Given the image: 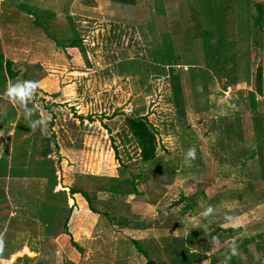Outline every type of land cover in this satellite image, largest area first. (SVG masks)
I'll return each mask as SVG.
<instances>
[{
  "label": "rangeland",
  "instance_id": "1",
  "mask_svg": "<svg viewBox=\"0 0 264 264\" xmlns=\"http://www.w3.org/2000/svg\"><path fill=\"white\" fill-rule=\"evenodd\" d=\"M249 2L252 15L256 14L255 4L263 5L264 20V0ZM217 3L221 8L215 11L214 0L199 1L198 8L183 1V20L176 24L169 13L163 22L158 21L155 33L153 0H0V53L13 64L19 77L9 84L38 81L40 87L28 103L33 109L32 119L51 116L46 130L34 129L31 143L27 142L28 163L52 160L75 163L82 169H86L84 163H90L93 171L116 177L120 162L140 160V147L129 124V120L139 119L154 137L156 162H175L178 168L171 185L160 183L162 194L155 205H149L157 193L152 182L141 180L146 177L142 170L149 163L130 168L129 174L142 176L136 185L143 196L131 195L127 199L130 211L120 216L110 212L107 219L101 218L99 229L104 239H116L117 249L114 252L105 244L87 247L79 264H146L148 259L172 264L165 246L176 245L174 240L186 239L193 231L207 238L217 227L232 228L237 233L193 264H264V30L249 23L243 0ZM192 8L199 11L203 28L233 29L235 83H228L224 75L218 79L214 70H192L193 75L187 67L163 68L148 62L140 29L145 31L144 26L153 22L154 35L148 40L153 38L156 58L167 54L173 58L174 54L180 65L201 62V67L209 68L206 48L189 41L197 23ZM166 9L174 11L175 5ZM169 34L178 39L174 47L180 53L175 54ZM71 40L79 42L78 46H61ZM166 41L173 52L164 47ZM232 65L227 63L224 72ZM258 66L262 67L260 94L251 86ZM248 93L255 96L254 106L247 100ZM14 104L22 113L23 107L21 110ZM73 113L90 116L92 121H80ZM113 114L117 116L110 120L116 125L110 129L106 123ZM129 134L134 139L128 140ZM224 135H231L227 144ZM193 136L197 141L194 146L188 143ZM189 148L196 149V159L187 163ZM20 149L24 150L21 142L13 147ZM251 157L253 193L246 178L252 175L248 173ZM228 165L235 167L230 173ZM69 185L74 186L61 183L63 188ZM28 194L25 211H19L23 217L16 213L13 226L2 238L0 264H65L63 253L42 241V225L27 224L36 218L40 203H52L51 195L47 190L41 199L36 193ZM220 196L226 199L219 200ZM108 199V195L97 194L94 206L104 211L106 207L99 202ZM209 205L213 213L202 215ZM68 210L66 206L63 220ZM30 228L34 230L30 232ZM241 243L245 245L239 247ZM232 244L237 245V254L220 259Z\"/></svg>",
  "mask_w": 264,
  "mask_h": 264
},
{
  "label": "trees",
  "instance_id": "2",
  "mask_svg": "<svg viewBox=\"0 0 264 264\" xmlns=\"http://www.w3.org/2000/svg\"><path fill=\"white\" fill-rule=\"evenodd\" d=\"M199 1H210V0H188V3L192 5L193 7L198 8V2ZM215 1V11H218V9L221 8V4H218L217 1L220 0H214ZM244 4H247L246 11L249 23L253 22V24L259 29V31L264 30V24H263V5L260 3H257L254 5L256 7V14L252 15L250 13L251 3L249 0H243ZM250 3V4H249ZM197 8H192L194 13H196L197 17H195L194 21L195 23V30L196 33L192 34V37H189V41L194 44V46L198 45V47L201 45L206 48V53L204 54L206 59H210L211 63L208 61L207 64H209V68L215 73V75L220 79L221 75H224L228 77V83L230 84L235 83V75H233L235 72L233 71V66H235L234 59L236 58V53H234L233 44L232 41L233 37V29L232 28H218L216 31L213 30V27L209 26L208 29H204L202 25V20L200 17L199 11H196ZM193 16V15H192ZM193 18V17H192ZM152 25H146L144 26L145 31L141 28V38H143L144 47L146 49V56L148 62L153 66L158 67H175L178 66V62L174 60V54H172L173 58L170 55L161 56L156 58L154 56V53L156 52L154 46V42L151 40H148V36H153V27L154 24L151 22ZM250 26V24H249ZM202 28V29H201ZM147 30V31H146ZM230 34H228V31H230ZM250 31V27H249ZM245 37L247 38L248 32ZM234 32V31H233ZM148 33V34H147ZM166 46H164L167 50H170L173 52L172 47L170 46L169 42L166 41ZM68 44L70 47H76L78 46L79 42L71 40L69 42L61 43L62 45ZM63 45V46H64ZM198 49V48H197ZM200 49V48H199ZM162 50V47L160 48ZM200 52H195V55H197ZM248 55V54H247ZM213 63V64H212ZM232 63L233 65L228 68V71L224 70L226 69V64ZM196 65V64H195ZM194 65V66H195ZM211 65H214L215 68H211ZM13 64L10 61H7L4 59L2 54L0 53V83L5 80H18V73L15 72L12 69ZM248 66V65H247ZM249 67V66H248ZM247 67V75L249 73V68ZM231 80V81H230ZM247 83H249V79L247 77ZM227 83V85H229ZM254 86V89L256 91V94H260L261 92V86H262V67L258 66L254 78V82L251 83V86ZM225 85V86H227ZM233 88H235L236 85H231ZM249 96H246L247 100H249L251 103H255V96L253 93H248ZM242 97V96H241ZM243 102V101H242ZM244 103H247V101H244ZM73 116L77 118L80 121H92L91 117L89 116H83V115H76V113H73ZM116 114H113L108 120L116 117ZM130 128L132 130L133 135L137 139V143L140 147V160L136 162H120L119 163V170L117 171L116 177H110V176H89V175H76L75 177V184L74 187L68 188L67 192L65 193H58L55 194L54 189L57 186L55 181V169L53 167V161H45V163H51L50 168V175L51 177H48V183H47V193L51 195L52 203H54V206H50L49 200L48 202H45L41 206V212L39 220L41 221V224L45 228L47 232L58 231V233H53L55 237H57L61 233H65L70 237V244L73 248H75L80 254L83 253V250L73 241L72 236L69 234L67 230V223H68V217L63 220L62 215H64L63 212H65L64 207H68V214L73 209L72 207L68 206V200L72 199L73 196L76 194H79L87 203L89 210L93 213L98 215L100 218H108V214L110 212L114 213H122L125 211H130V206L127 202V199L131 197V195H134L136 197H142L143 192L138 191L136 182L142 178L140 173H137V176H133L128 173L130 168L136 166L137 164L144 163L149 165L142 170V172L145 174V178L143 177V182L153 184V190H155V199L152 200V202L149 203V205L157 204V200L161 196V192L159 193V187L164 184L165 186L171 185L173 183L174 179L176 178V172L178 170L177 166L175 165V162H159L157 163V157H155V147L153 144V135L149 132L147 129L145 122H142L139 119H132L129 120ZM106 128V127H105ZM161 161V160H160ZM1 163H5L4 161ZM163 182L162 184H160ZM145 183V184H146ZM161 190V189H160ZM93 193V196L91 197V194ZM97 194H104L108 195L109 199L105 200L104 202H99L103 206L106 207V210H100L94 206V200H96ZM53 195V196H52ZM57 197H60L57 199ZM61 201V205H60ZM98 202V200H97ZM63 204V205H62ZM66 205V206H65ZM178 205V204H176ZM174 205V206H176ZM110 206V207H108ZM112 208V209H111ZM112 210V211H111ZM62 211V212H61ZM62 217V218H61ZM237 233L232 228H225L222 229L221 227H217L212 233H210L209 237H201V235L198 234V232H191L186 239H177L174 240L176 242V245L174 246H165L164 251L167 253V256L170 258L172 264H193L195 262H198L205 258L206 252H211L215 249H219L223 246L224 240L227 238H230L232 235ZM213 238H217L219 243H215ZM137 247L138 244L134 243ZM185 245H189V248H186ZM245 243H241L239 247L244 246ZM139 252H141L145 257H147V253L143 252V250L138 247ZM228 255H230V251H227L223 253L222 256H220V259L226 258ZM216 262L212 261L211 264H215ZM65 264H72L69 262H66ZM146 264H157L155 261L148 259Z\"/></svg>",
  "mask_w": 264,
  "mask_h": 264
},
{
  "label": "crops",
  "instance_id": "3",
  "mask_svg": "<svg viewBox=\"0 0 264 264\" xmlns=\"http://www.w3.org/2000/svg\"><path fill=\"white\" fill-rule=\"evenodd\" d=\"M183 1L188 0H153V7L155 10L154 18L157 19V22H155V33L157 32L156 24L158 23V21L160 23L163 22L162 18H166L169 13L173 14V18L175 20L174 22H176V24L179 21L183 20V12H181L180 10V5L183 3ZM171 5H175V10L173 11L172 9V11L169 12L166 8L167 6ZM90 13L98 16L97 13H93L92 11H90ZM48 18H50V16H48ZM169 36L171 43L173 44L175 54L180 53V51L174 47L178 39H176V37L171 36L170 34ZM198 54L200 55L201 53ZM200 64L202 63L200 62L196 65L194 64L195 66L179 64L178 66H175V68L180 69L181 67H187V71L188 68H190L188 72L193 75L194 73H191L192 70V72L198 71L197 69L205 71L207 70V73H210L212 71L210 68L205 69L204 67H201ZM206 78H208L207 75ZM8 85H10L9 80H5L0 83V239H2L4 237V234L7 233L11 226H13V223L15 222L14 216L16 215V213L17 217L21 215L20 212L24 210L23 207L27 203L26 198L29 197L28 193H36L41 199V195L47 189L48 177H51V163H28V155H26L27 153L25 151L28 152L26 148L28 146L27 142L31 143V140L34 137V130L30 128V123L27 119L24 118L23 112L21 113L20 110H18V108L15 106V104L11 102L9 98L5 95V89ZM17 106L22 110V105L17 104ZM106 124L110 129H112V126L116 125L115 120H109ZM19 130H21L22 132H19ZM118 132L119 130L114 131L113 134H116ZM125 134L127 135L128 133L125 132ZM224 134L227 135V133ZM226 135L223 136V141L227 144L229 143V141H231V135H228L229 138ZM234 137L237 138L236 136ZM131 138L134 139V137L129 134L128 140H131ZM194 138L195 137L193 136V139L188 140V143L193 144V146L197 142ZM19 142H21L22 146L24 147V150L20 149L21 152L19 150H13V147H19ZM201 142H203L202 138ZM136 146H138L137 143ZM23 151L25 152V155ZM138 151V158H140V149H138ZM249 160L250 165L248 166V173L252 175L246 178H248L249 182L252 183L253 158L251 157ZM3 161L5 163H1ZM84 164L86 169H82L81 166L80 168L78 165H75V163H72V165L71 163H53V167L55 169V174L53 177H55V181L57 184L54 189V193L58 194L67 192L68 188L61 187V183L64 184L68 182L74 185L76 175L104 176L103 174H99L95 169L93 171L91 167L89 168L88 164L90 163ZM223 165L219 167L223 168L222 171L226 169H224ZM34 167L37 168L36 172L33 171ZM241 167L246 168L245 166ZM228 168L230 173V168L235 167L234 165L232 167L228 165ZM222 171L219 172L221 173ZM232 174L235 175V172H232ZM226 175L227 174L224 173L223 177H226ZM219 178H222L221 174H219ZM68 187L72 188L74 186L69 185ZM249 191L250 193H253V183ZM29 198H27V200H29ZM218 199H226V197L220 196ZM42 204L43 203H40L38 205L39 211L36 214V218H30L29 220L32 223L27 224L39 223L40 225H42L41 221L39 220ZM49 204L51 203L49 202ZM50 206H54V203ZM68 206H73V209L70 214H68L67 230L72 236L73 241L83 250V253L80 254L75 248L71 246L70 237L68 235H66L65 233H61L57 237H55L53 236V233H58V231L54 230L53 233L47 232L44 229L43 225L42 241L47 243L50 242L58 249V251H60L61 254L63 253L66 258L64 259L65 263L69 262L72 264H79L83 260V255L85 254V249L87 247L89 248L99 246V248H101L102 245L105 244L106 247L110 248L112 251L115 252V250L117 249L116 239H111L112 241L104 239L103 234L101 233V231H99L101 218L98 215L93 214L89 210L87 203L79 194L74 195L73 200H68ZM23 214L24 213H22L20 218L23 217ZM118 215L120 216L121 214ZM33 230L32 228H30V232ZM19 231L23 232L22 230ZM1 261L5 262L3 260Z\"/></svg>",
  "mask_w": 264,
  "mask_h": 264
},
{
  "label": "clouds",
  "instance_id": "4",
  "mask_svg": "<svg viewBox=\"0 0 264 264\" xmlns=\"http://www.w3.org/2000/svg\"><path fill=\"white\" fill-rule=\"evenodd\" d=\"M40 87L38 81L33 80H21L15 83L8 85L5 89V95L9 98V100L13 103H17L23 106V114L24 118L27 119L30 123L31 129L40 128L41 130H46L48 121L51 119L50 115H45L38 119H32L33 109L28 106L29 101L36 94L37 89ZM196 159V149L189 148L185 153V160L187 163ZM214 211L213 207L209 205L202 213L204 216H208L212 214ZM233 218L228 217V220L231 221ZM215 243H219L217 238H213ZM4 242L0 239V252H3ZM230 254H237V245L232 244L230 246Z\"/></svg>",
  "mask_w": 264,
  "mask_h": 264
},
{
  "label": "built area",
  "instance_id": "5",
  "mask_svg": "<svg viewBox=\"0 0 264 264\" xmlns=\"http://www.w3.org/2000/svg\"><path fill=\"white\" fill-rule=\"evenodd\" d=\"M130 113H132V109H131V110H129V113H128V114H130Z\"/></svg>",
  "mask_w": 264,
  "mask_h": 264
}]
</instances>
